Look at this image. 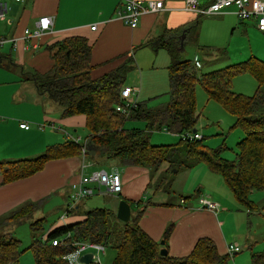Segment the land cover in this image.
I'll return each mask as SVG.
<instances>
[{
	"label": "crops",
	"instance_id": "crops-1",
	"mask_svg": "<svg viewBox=\"0 0 264 264\" xmlns=\"http://www.w3.org/2000/svg\"><path fill=\"white\" fill-rule=\"evenodd\" d=\"M209 1L211 0H199L203 4ZM7 6L9 14L0 20V36L5 38L20 36L25 29H34L39 17L52 18L53 32L35 40L38 44L37 48L26 50L24 41L20 40L17 50L7 43L0 53V61L7 57L16 64L15 66L20 65L22 69L27 67L40 74L48 72L54 64L51 46L66 38H83L88 42L91 47L90 76L93 79L110 73L130 58L133 59L132 65L129 62L130 66H134L133 70L138 71V67L142 66H152L153 59L159 51H163L161 57L164 58L165 53L169 57V64L166 65L168 82V67L175 56L177 59L191 60L199 74L202 73L200 69L202 65L206 66L208 63L210 65L215 60L227 61L225 66L229 67L254 59L261 61L264 56V32L258 29L255 20L239 19L234 8L201 17L183 10L185 0H170L165 3L170 9L143 14L139 17L137 25L130 27L117 16L118 10L124 6V0H22L20 2L8 0ZM92 26H95V29H92ZM194 28L198 34L196 42L193 39L191 41L190 37V32ZM162 37L164 41L172 42L169 48H155L149 44L153 40H162ZM172 49L176 53H173ZM255 50H260V53H256ZM235 52H249L250 56L243 61L229 62L233 59L231 54ZM133 70L129 76L134 72ZM10 71L13 69L9 68ZM129 76L123 87L129 86L127 84ZM62 111V107L38 92L34 82L28 84H23V81L16 82L7 96H0V164L34 160L43 155L49 146L70 140L83 144L86 152L85 145L90 134L87 132L86 116L82 114L64 116ZM21 123H27L29 128H21ZM67 128H74L75 132L81 130L84 136L82 139L73 137L66 131ZM60 132L67 140L59 142ZM83 147L82 155L49 160L44 168L35 174L8 183H4L0 168V217L27 202L36 205L32 214L35 219L56 216L55 211L45 213V208L47 212L50 211L48 208H59V216L50 225L46 237L58 226L83 220L85 214L95 208L87 210L84 201H79L73 205L72 210L75 208L76 211L71 214L68 205H71L72 194L79 186L82 175L105 170L96 167V164L100 159L106 158L109 161L115 160V164H112L108 172H118L122 180L121 193L112 195L114 205L111 209L116 214L119 201L124 200L130 205L131 216L142 211L138 224L156 242L162 240L167 229H171L167 239V251L170 256H187L196 242L203 237L212 239L220 254H228L227 248L231 243L242 245L243 248H255L256 237L246 235L244 244L242 241L244 235L238 229L248 227L255 214L240 208L218 173L210 170L215 174L213 179L219 184L217 189H225L224 193L219 194L215 188L217 193L205 192L191 201L185 196L177 201L174 199L169 201V195L175 194V191L164 190L161 185H156L157 190H153V172L149 167L127 165L116 157L85 154ZM202 167L196 168L194 173L204 172ZM187 173L188 177L190 172ZM165 174L166 172L161 170L159 176L163 178ZM200 189L201 187H198V190ZM228 193H231L232 198ZM200 197L210 198L219 205V209L210 211L200 208ZM182 198H185L184 203H181ZM39 208L44 213L42 216L38 211ZM227 224L229 232L226 233L224 227ZM110 249L114 253L112 257L109 256L111 264L116 252L113 248ZM239 252L233 253L231 257L238 255ZM102 254L107 256L106 248ZM244 254L239 253V255ZM247 261L251 264V254L250 261ZM236 262L234 260L233 264Z\"/></svg>",
	"mask_w": 264,
	"mask_h": 264
},
{
	"label": "trees",
	"instance_id": "trees-1",
	"mask_svg": "<svg viewBox=\"0 0 264 264\" xmlns=\"http://www.w3.org/2000/svg\"><path fill=\"white\" fill-rule=\"evenodd\" d=\"M197 35V30L192 29L191 41L196 42ZM149 44L155 48H169L172 42L164 41L162 37V40H153ZM174 49L172 52L176 53ZM51 50L52 68L43 74L33 72V81L40 94L63 108L64 116H86L90 134L85 154L116 157L127 165L149 167L153 174L161 170L170 173L173 164L180 170L203 162L222 177L242 210L264 216L263 62L254 59L199 74L191 60L177 59L175 56L168 67L170 101L159 108H149L144 102H139L137 108L126 117L116 112L115 107L121 103L120 91L134 69L129 65V62L132 65V58L110 73L93 79L90 76L91 47L85 39L66 38L53 44ZM241 72L255 76L257 88L253 96L233 91L231 79ZM197 84L203 86L210 99L221 103L235 116L234 127L238 126L243 131V138L235 146L233 159L222 155L226 148L209 149L204 137L193 142L179 140L176 145H153L149 141L148 133L153 130L167 128L170 132L182 133L194 129L198 116L195 98ZM126 120L144 121L146 129H127L124 126ZM82 147L83 144L70 140L49 146L43 155L34 160L3 162L0 168L4 183L35 174L49 160L82 155ZM182 152L184 160L180 159ZM255 195L258 196L253 198ZM182 200L185 202V198ZM35 207L34 203L27 202L0 217V264H18L23 252L21 242L5 228L24 222V216L29 219ZM74 210L70 213L73 214ZM141 214L142 211L124 222L117 219L112 209L95 208L79 222L54 228L45 240L43 226L46 218L31 220L33 240L29 249L35 264H69L64 256L75 248L72 243L80 241L113 248L116 254L111 264L230 263L231 255L220 254L214 241L207 237L200 238L187 256L172 257L168 252L161 255L160 249H167L171 229L165 231L161 245V241L152 240L140 228L138 221ZM68 233L71 234L68 244L52 245V240H60ZM251 264H264V250L251 253Z\"/></svg>",
	"mask_w": 264,
	"mask_h": 264
},
{
	"label": "rangeland",
	"instance_id": "rangeland-1",
	"mask_svg": "<svg viewBox=\"0 0 264 264\" xmlns=\"http://www.w3.org/2000/svg\"><path fill=\"white\" fill-rule=\"evenodd\" d=\"M7 14H9V12ZM259 51L255 50L256 53H258ZM248 53L235 52L231 54L233 59L229 60V62L243 61L250 56V54ZM161 54H163V51H159L158 55L153 59L154 65L147 67H138V71L133 70L134 72L129 76L127 80V84L129 86H136L139 88L137 96H133V99L136 102H144L145 106L149 108H159L160 106H163L170 101V96L168 94V71L166 69V65L169 64V57L165 53V57L163 58L161 57ZM188 55L190 54L188 53ZM261 61H264V56L263 58H261ZM226 63L228 62H222L221 60L217 62L215 60L211 62L210 65L208 63V65L206 66L202 65L201 67H199L203 72H210L211 70H215L221 67L225 68ZM15 65L16 64H14L7 57L2 58V60L0 61V80L2 87L0 89V96H7L8 92L16 82L21 83V81H23V84L34 82L32 77V69L27 67L22 69L20 65ZM9 68L13 69V71L9 72ZM1 69L8 71H2ZM231 85L235 93L253 96L257 88V81L255 76L251 73L241 72L231 79ZM195 98L196 114L198 116L194 129H196L199 135L204 137V142L209 147V149L212 150L219 147H223V149L226 148V150L223 151L222 155L227 159H233L235 156V146L243 138L244 135L243 131L238 126L234 127L236 123L235 116L228 112L221 103L214 99H210L203 86L198 84L196 85L195 89ZM40 108L42 109V107ZM124 126L126 128L138 127L146 129L145 122L141 120H126ZM66 131H68V133L73 137H80L82 139V137L84 136V133L81 130H77V132H75L76 130L74 128H67ZM186 131L193 132V130ZM87 132H89L88 129ZM183 133H185V131H183L182 133H174L166 131L164 128L160 131L153 130L149 132V141L153 144L176 145L179 143V140H182L181 137L183 136ZM60 134L61 135H59V142L67 140L64 138L65 136L61 132ZM180 159L184 160L183 152L181 153ZM112 164H115V160L109 161L106 158H103L98 161L96 167L110 171ZM204 164L205 163L203 162H199L195 163L194 167L191 166L188 167V169L181 168L180 170L176 164H173L172 171L170 173H166L163 178L159 176L160 171L154 172L152 188L153 190H157L156 185H161V188L164 190H174L175 194L172 193L169 195V201H171V199L177 201L180 197L183 196H185L188 201H191L192 199H196L197 196L205 192L217 193L215 192V188L217 189L219 184L215 181V179H213V177H215V174H213V172H210V169L206 166L208 168L207 169ZM199 166H203L202 168H204V172H200V174L194 173V170L196 168H199ZM176 168H178V170H176ZM187 172H190L188 177ZM198 187H201V189L198 190ZM224 190H221L219 188L217 189L219 194L224 193ZM228 196L232 198L231 193H228ZM257 196L255 195L253 196V198H256ZM156 197L159 198V196ZM82 201H84V205L87 210L97 207L111 209L114 205V198L109 194L103 195L95 193L94 195L89 196V198L87 199H82L80 202ZM48 209H50L49 212H47L45 208V213H52L53 211H55L56 216L51 215L45 217L46 223L43 226L45 234L48 231L50 225L55 220H57L59 216V208L55 209L54 207H52ZM40 210L41 208H39L38 211L42 216L44 213ZM35 218L36 217L32 215L29 216V219L27 218V216H24L22 218L25 219L24 222L10 224L6 226V228L4 227L5 229H7V231L13 234V237L20 240L21 242V248L23 249V252L20 254L18 264H35L33 253L29 249V245L33 240L30 221ZM228 227V224L224 227V231L226 233L229 232ZM238 229L244 235L242 241L247 235L248 237H256L255 239L257 240V242L254 245V249H249L248 247L243 248L242 245H238L241 250L243 249V251H240L239 253L246 254L239 255L238 253L239 256L235 255L234 257H231L229 264H233L234 260L237 261L235 264H248L247 260L250 261L251 253L264 250V216L255 215V217L251 219L248 227H239ZM243 243L245 244L244 241ZM106 252L108 253L106 257L105 254L101 255V264H104L105 262L106 264H108L109 260L111 259L109 258V256L112 257L114 254L110 248H106Z\"/></svg>",
	"mask_w": 264,
	"mask_h": 264
},
{
	"label": "built area",
	"instance_id": "built-area-1",
	"mask_svg": "<svg viewBox=\"0 0 264 264\" xmlns=\"http://www.w3.org/2000/svg\"><path fill=\"white\" fill-rule=\"evenodd\" d=\"M8 0H0V20L6 17ZM20 2L22 0H14ZM170 0H147L142 2L140 0H124V6L118 10V18L126 25L135 27L141 15L147 13H157L162 10L170 8L165 6V3ZM228 8H234L236 16L241 20L253 19L256 21L257 27L260 31L264 32V0H211L206 4L199 2V0H185L184 11L193 13L197 16L214 15L223 12ZM95 29V26L91 27ZM52 31V18L50 16L39 17L35 28L25 29L20 36L13 38H5L0 36V53L5 44L10 43L14 50L18 49V42L24 41V49L37 48L38 44L35 40L41 38L47 33ZM139 89L137 87L125 86L120 91V101L115 109L118 113L124 114L126 117L131 111L137 108V103L133 96H137ZM21 128L28 129L27 123H21ZM169 131L167 128H164ZM181 137L184 141H198L203 136L198 132L185 131ZM85 148L83 147V153ZM91 184L96 186L92 187ZM122 191V180L118 172H108L105 170L92 171L89 174L81 176L80 184L72 194L71 205H68V211L72 210L73 205L82 199L96 194H109L118 195ZM181 203H184L181 200ZM200 208L210 211H217L219 205L208 197H200ZM46 235V234H45ZM43 235V240L46 236ZM71 234H66L63 238L52 240L53 246L68 244ZM75 248L64 256L69 264H86L80 260V257L86 253H92V259L89 264H101V254L104 252L105 247L91 241H80L72 243ZM241 248L237 244H230L227 248L228 254L232 255L237 253Z\"/></svg>",
	"mask_w": 264,
	"mask_h": 264
},
{
	"label": "water",
	"instance_id": "water-1",
	"mask_svg": "<svg viewBox=\"0 0 264 264\" xmlns=\"http://www.w3.org/2000/svg\"><path fill=\"white\" fill-rule=\"evenodd\" d=\"M193 132H196V129H193ZM116 217L117 219L124 221V222H128L131 218V208L130 205L124 201V200H120L117 206V210H116ZM161 245L163 244V240H161ZM167 249L162 247L160 249V254L161 255H167ZM92 259V253H86L84 255H82L80 257V260L86 264H89L90 261Z\"/></svg>",
	"mask_w": 264,
	"mask_h": 264
}]
</instances>
